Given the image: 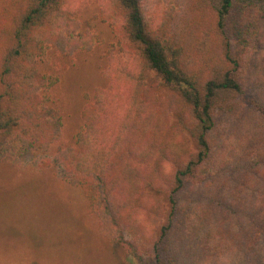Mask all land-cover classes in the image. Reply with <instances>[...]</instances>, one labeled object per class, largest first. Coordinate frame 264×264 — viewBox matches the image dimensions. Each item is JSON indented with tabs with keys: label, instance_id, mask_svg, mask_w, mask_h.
<instances>
[{
	"label": "trees",
	"instance_id": "1",
	"mask_svg": "<svg viewBox=\"0 0 264 264\" xmlns=\"http://www.w3.org/2000/svg\"><path fill=\"white\" fill-rule=\"evenodd\" d=\"M91 1L0 0V163L61 168L138 264H264V0H98L108 84L70 141Z\"/></svg>",
	"mask_w": 264,
	"mask_h": 264
},
{
	"label": "rangeland",
	"instance_id": "2",
	"mask_svg": "<svg viewBox=\"0 0 264 264\" xmlns=\"http://www.w3.org/2000/svg\"><path fill=\"white\" fill-rule=\"evenodd\" d=\"M156 1L162 8L167 2ZM80 17L92 24L98 42L65 80L64 133L70 141L81 124L83 94L108 84L103 73L116 42L98 0ZM61 171L0 163V264H138L121 245L106 239L85 195Z\"/></svg>",
	"mask_w": 264,
	"mask_h": 264
}]
</instances>
